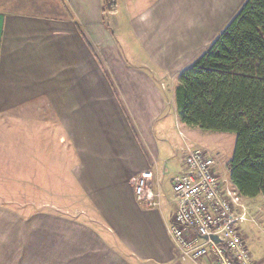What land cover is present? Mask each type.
Instances as JSON below:
<instances>
[{"label":"crops","instance_id":"1","mask_svg":"<svg viewBox=\"0 0 264 264\" xmlns=\"http://www.w3.org/2000/svg\"><path fill=\"white\" fill-rule=\"evenodd\" d=\"M105 2L112 18L108 26L102 24ZM137 2L0 0V113L33 104L37 111L50 109L51 119L62 117L57 123L69 133L74 126L72 136L79 149L73 148L82 154V160L73 165L78 169L75 177L78 182L81 179L83 193L99 216L91 214L89 223H72L39 214L32 232H20L16 253L4 249L8 237L0 236V264H193L177 259L168 234L176 210L172 182L183 172L186 156L180 133L190 141L199 133L180 123L175 88L181 72L200 57L210 34L193 51L178 54L165 66L162 58L170 50L167 43L162 46V37L168 36L172 24L176 28L184 24L181 9L189 10L192 17L195 5L187 6L190 0H153L134 11ZM128 30L130 40L138 41L147 57L133 50L131 41L123 46L114 43L112 35L118 40L117 33L128 36ZM151 48L161 56L150 58ZM91 50L103 66L117 67L118 97L116 91L110 93ZM132 59L144 63L125 66ZM147 67L150 72L140 69ZM91 99L108 102V107L99 108ZM95 120L98 132L93 133L90 124ZM173 127L181 142L172 148ZM124 146L129 149L126 161L121 153ZM173 151L180 155L178 159ZM147 171L153 173L152 186L162 197L160 207L151 210L137 202L134 192L135 179ZM171 172L168 186L163 178ZM257 202L258 197L246 200L254 217L264 215V205L258 209ZM261 220L263 230V216ZM256 227H244L243 236L252 260L264 264V252L252 238ZM250 248L258 251L257 260Z\"/></svg>","mask_w":264,"mask_h":264},{"label":"rangeland","instance_id":"2","mask_svg":"<svg viewBox=\"0 0 264 264\" xmlns=\"http://www.w3.org/2000/svg\"><path fill=\"white\" fill-rule=\"evenodd\" d=\"M246 1L190 0L187 6L195 5L192 17L189 10L181 9L180 16L184 24L179 28L172 24L168 30V36L166 33L162 37V46L165 48V43H167L170 50L167 58H162L164 65L167 66L169 61L178 54L185 55L193 51L192 48L196 47L198 41L200 39L202 41L206 34H210L208 35L209 40L205 39L201 46L200 53L202 55L238 14ZM148 2L152 4L153 0H138L135 3L134 11L142 10L145 6L148 7L150 5ZM106 4L107 2L104 6L106 14L102 20L103 26L110 25V19H112L110 17L111 12H109L110 5ZM106 26L105 28L108 29ZM216 29L218 32L214 34ZM111 33L113 34L112 31ZM127 34L128 36L117 33L118 40L114 35H112V39L117 46H123L131 41L129 30ZM156 44L158 43L156 42ZM131 46H133V50L147 57V53L140 48L138 41L132 40ZM151 49V53L148 54L150 58L161 56V52L154 53L153 48ZM173 50H176L174 54ZM91 53L97 57L101 71L110 86V93H114L116 91L114 74L117 75V67L109 66L107 68L103 66L98 55L93 50ZM136 61L140 63H136ZM143 63L141 60L132 59L126 62L125 66H140ZM140 69L150 72L148 67ZM115 96L118 97L117 91ZM91 100L95 101L99 108L108 107V102L105 103L103 100L97 99ZM91 108L93 109V107ZM50 112V109L47 108H41L40 111L39 109L37 111L33 104H28L21 110L0 113V236L4 240L8 237L4 249L10 252L15 251L16 253L18 251L21 233L23 234L26 230L32 232L33 220L38 218L39 214L57 218L60 222L72 223H82V221L89 223L92 219L91 214L96 218L99 217L94 207H91L89 197L83 193V188L79 184L81 179L79 178L78 182L75 177L78 169L73 165L82 160V154L77 153L73 148L75 145L79 149L78 140L73 139L72 136L71 129L74 126H71L69 133L68 129L64 128L66 126L57 123V120L58 122L63 121L62 117L54 116L56 119H51ZM95 122L97 121L95 120L90 124L93 133L98 132V126ZM197 130L199 133L194 134L195 140H191L193 145L212 151L222 170L219 169L229 173V163L233 158L236 135ZM93 133L90 135L93 136ZM170 134L173 148L181 141L175 127L170 131ZM62 137H66V139L61 140ZM93 138L98 137L93 136ZM124 147L121 153L126 161V158L129 157L127 152L129 149L127 146ZM173 152L175 158L178 159L180 157L178 152ZM171 177L172 172L163 178V182L168 186ZM258 199L257 207L260 209L264 205V198L260 196ZM262 216L264 217L263 214L257 217L253 216L257 221V224L254 225L257 227L251 230V233L252 238L256 241L255 245L264 252V229L261 230L263 228ZM96 218L95 222H98ZM250 250L253 258L257 260L258 251L252 248Z\"/></svg>","mask_w":264,"mask_h":264},{"label":"trees","instance_id":"3","mask_svg":"<svg viewBox=\"0 0 264 264\" xmlns=\"http://www.w3.org/2000/svg\"><path fill=\"white\" fill-rule=\"evenodd\" d=\"M175 102L184 127L236 135L230 179L245 200L264 198V0H247L181 72Z\"/></svg>","mask_w":264,"mask_h":264},{"label":"built area","instance_id":"4","mask_svg":"<svg viewBox=\"0 0 264 264\" xmlns=\"http://www.w3.org/2000/svg\"><path fill=\"white\" fill-rule=\"evenodd\" d=\"M184 170L172 182L176 210L168 227L177 259L183 263L256 264L243 228L257 224L246 200L227 172L220 171L212 151L193 145L183 133ZM147 171L134 181L137 202L145 209L159 208L161 194Z\"/></svg>","mask_w":264,"mask_h":264}]
</instances>
